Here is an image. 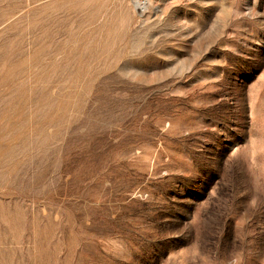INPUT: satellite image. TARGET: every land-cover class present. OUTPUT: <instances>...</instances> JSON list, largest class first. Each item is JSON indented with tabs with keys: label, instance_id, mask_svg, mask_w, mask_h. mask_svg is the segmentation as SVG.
<instances>
[{
	"label": "rangeland",
	"instance_id": "obj_1",
	"mask_svg": "<svg viewBox=\"0 0 264 264\" xmlns=\"http://www.w3.org/2000/svg\"><path fill=\"white\" fill-rule=\"evenodd\" d=\"M0 264H264V0H0Z\"/></svg>",
	"mask_w": 264,
	"mask_h": 264
}]
</instances>
